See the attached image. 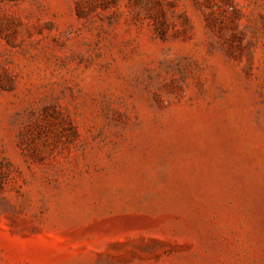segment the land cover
Returning a JSON list of instances; mask_svg holds the SVG:
<instances>
[{
	"label": "rangeland",
	"instance_id": "rangeland-1",
	"mask_svg": "<svg viewBox=\"0 0 264 264\" xmlns=\"http://www.w3.org/2000/svg\"><path fill=\"white\" fill-rule=\"evenodd\" d=\"M0 264H264V0H0Z\"/></svg>",
	"mask_w": 264,
	"mask_h": 264
}]
</instances>
